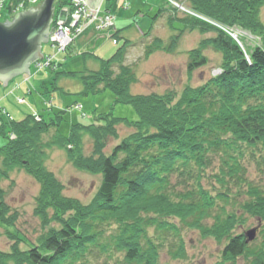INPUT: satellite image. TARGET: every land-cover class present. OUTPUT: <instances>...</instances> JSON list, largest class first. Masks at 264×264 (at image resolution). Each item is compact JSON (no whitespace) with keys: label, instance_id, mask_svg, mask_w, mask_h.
I'll return each mask as SVG.
<instances>
[{"label":"trees","instance_id":"obj_1","mask_svg":"<svg viewBox=\"0 0 264 264\" xmlns=\"http://www.w3.org/2000/svg\"><path fill=\"white\" fill-rule=\"evenodd\" d=\"M187 1L194 13L224 25L239 23L250 29L262 38V47L244 54L237 43L219 29L207 27L198 20L172 19L173 22L183 21L191 28L197 25L202 31L210 28L215 33L213 38L202 41L188 53L189 74L205 66L207 61L202 52L207 46H213L223 56L219 75L201 86H187L177 100L171 93H130L137 78L133 68L123 62L128 40L116 48L111 58L101 61L97 71L56 72L76 79L85 97L110 91L114 95V106H131L138 121L131 123L114 118L112 113L98 114L93 124L72 125L67 137L58 131L64 112L56 114L49 123H37L33 116L27 115L18 122L0 125L1 138L8 137L11 131L15 137L14 140L8 137L7 144L0 146V173L5 176L16 166L27 169L41 179L40 197L49 198V205L56 210L50 217L54 226L36 242L29 241L26 250L19 249L21 240L17 234L3 230L14 245L10 253L0 252V264H7L9 260L16 264H90L87 256H92L94 249L100 251L109 246L122 255L126 264H158L159 250L165 246L172 259H183L184 242L178 225L197 230L201 236L218 242L227 239L222 250L224 262L234 264L238 258H248L253 264H264V244L261 249L250 248L244 236L232 235L235 225L242 223V215L227 212L216 204V200L225 205L229 203L225 191L228 182L234 180L237 185L247 187L248 199L239 205L241 212L264 222V190L245 179L241 164L245 153L254 158L264 150V25L257 19L264 0ZM60 2L62 7L66 5L63 0ZM164 8L159 9L153 24ZM152 26L145 35L151 33ZM173 47L174 43L163 48L160 39H153L145 47V59L155 50L169 52ZM97 123L104 124L95 125ZM121 125L132 132L115 145L109 155L103 154L106 141L118 139L117 130ZM50 128L54 129V135L46 146L64 148L70 142L80 144L83 134L91 137L94 150L90 157H84L79 150L66 151L76 168L101 175V184L91 203L79 205L61 197L62 186L43 168L40 136ZM214 158L221 160L214 178L221 189H225L215 196L201 184ZM173 176L175 184L171 181ZM176 186L183 189L176 192ZM2 194L0 188V226L14 227V219L6 216L8 207L2 201ZM42 216L47 223V214ZM59 216L61 219L57 218ZM111 223L118 225V231L106 235ZM149 229L154 231V236L146 233ZM169 235L174 244H165Z\"/></svg>","mask_w":264,"mask_h":264},{"label":"rangeland","instance_id":"obj_2","mask_svg":"<svg viewBox=\"0 0 264 264\" xmlns=\"http://www.w3.org/2000/svg\"><path fill=\"white\" fill-rule=\"evenodd\" d=\"M43 1H3L0 4V21L6 15H10L11 10L18 13L37 7ZM112 1L63 0L66 3L64 7L61 6L59 0L55 1L52 23L48 30V40L41 46L42 59L30 65L29 75L14 78L10 83H7L6 87L0 86V101L4 99L0 104V109L4 108L8 112V114H0L1 124L18 122L27 115L33 116L37 123H41V121L49 123L56 114L64 112L58 131L62 136L67 137L72 125L93 124L94 117L98 114L112 113L114 118L126 119L131 123L138 121V116L131 106H114V95L110 91L85 97L81 95L82 85L76 79L66 74H55L56 72L97 71L101 66V61L111 58L116 48L124 40H128L124 50V65L132 67L137 78L130 88L131 94L163 95L171 93L174 100H177L187 86H201L210 78L219 75L223 56L213 46H207L202 52L207 61L205 66L195 69L191 74L187 72L188 53L198 48L202 41L213 38L215 33L210 28H205L202 31L197 25L191 28L184 25L183 21L173 22L174 18L188 19L189 22L198 20L207 27L221 30L237 43L244 54L262 47V38L250 29L241 27L239 23L231 26L224 25L216 19L194 13L187 0H159L161 3L158 6L164 8L167 5V8L163 9L164 12L156 19L155 24H153L154 17L159 9L155 11L150 9L146 1L129 0V4L123 2L117 5L120 1L116 0L118 7ZM11 5L13 9H11ZM77 8H85V11ZM111 8L113 20L109 17L107 21L105 15L111 13ZM257 19L264 25V5L260 6ZM151 26L153 27L151 33L145 35ZM232 32L236 34V37L231 35ZM157 38L162 41L163 48L174 43L173 49L169 52L155 50L145 59V47ZM58 41L62 42V50L59 51ZM82 43L85 45H81ZM83 47L85 49H82ZM57 63L60 66H57ZM114 70L117 72L116 68ZM55 77L57 79L54 81ZM54 87H58V89L53 90ZM47 91L50 92L49 96L46 95ZM117 131L118 139H108L102 149L103 154L109 155L112 148L132 132L131 129L122 125L118 127ZM53 135L54 129L50 128L47 133L40 136V149L44 151L43 168L62 186L61 197L71 200L74 204L87 205L91 203L96 198L101 184V175L76 168L69 161L66 152L68 149L74 152L79 150L84 157H90L94 150L91 137L83 134L80 144L70 142L64 148L55 145L46 146L45 144L52 139ZM8 137L12 140L15 139L12 131ZM8 137L6 136L4 139L0 137V146L4 147L7 144ZM241 164L245 169V179L264 190V150L261 153H256L254 158H251L249 153H245ZM220 167L221 160L214 158L211 161V166L206 169L201 178L203 188L213 196L218 191H225V189H221L220 184L214 178ZM26 170L16 166L5 176L0 173L2 201L8 207L6 216L15 221L14 227L0 226V252L2 253H10V247L14 245V242L8 239L3 230H7L12 235L17 234L21 240V242L18 241L19 249L26 250L30 246L29 241L36 242L41 234L49 230L50 226H54V220L52 221L50 217L51 213L56 210L49 205V198L42 199L40 197L41 179L34 177ZM175 179L173 176L171 180L174 184L176 183ZM226 180L228 181V179ZM182 189L181 186H176V192ZM246 189L244 184L237 185L234 180H230L228 189L225 191L229 197V203L225 205L222 201L216 200V204L218 207H224L227 212H236V215H242V223L235 225L233 236H243L245 232L257 227L255 239L246 244L250 248H260L264 244V222L258 221L257 217L249 216L239 209V205L248 199L245 194ZM43 214H47V220L49 219L47 223L41 219ZM57 218L61 219L60 216ZM117 226L115 223H111L106 228V235L108 232L118 231L119 227ZM178 226H180L181 240L184 242L185 258L172 259L167 246H165L159 250L158 264H216L220 262L231 264V262H224L222 257V250L227 239L218 242L214 238L201 236L197 230ZM153 232L149 229L146 233L152 236ZM173 241L174 239L169 235L165 244H174ZM87 259L90 264H126L122 255L115 252L112 246L100 251L94 249L93 255L90 254ZM7 264L16 263L9 260ZM234 264H253V261L248 258H238Z\"/></svg>","mask_w":264,"mask_h":264},{"label":"water","instance_id":"obj_3","mask_svg":"<svg viewBox=\"0 0 264 264\" xmlns=\"http://www.w3.org/2000/svg\"><path fill=\"white\" fill-rule=\"evenodd\" d=\"M44 0L40 9L35 7L16 14L11 21L0 22V83L6 87L14 78L29 75L32 63L42 59L41 46L48 40L52 23L53 4ZM257 227L245 232V242L255 239Z\"/></svg>","mask_w":264,"mask_h":264},{"label":"bare ground","instance_id":"obj_4","mask_svg":"<svg viewBox=\"0 0 264 264\" xmlns=\"http://www.w3.org/2000/svg\"><path fill=\"white\" fill-rule=\"evenodd\" d=\"M4 2H8L9 0H3ZM43 4V3H42ZM42 4H40V5H38L37 7H35V10H38V9H40L41 8V6H42ZM11 7V9H13V6L11 5L10 6ZM76 9V8H75ZM27 10H29V9H27ZM27 10H25V11H27ZM21 12H24V11H21ZM21 12H18V13H21ZM110 12L111 13H109V14H107V15H105V17L106 18H109V17H111L112 16V8H111V10H110ZM18 13H15V12H13L12 10L10 11V16H12V18L16 15V14H18ZM12 18L10 19L9 18V16H7V17H5L2 21H0V22H7V21H11L12 20ZM111 20H113V18L111 17ZM231 35H233L234 37H236V34L235 33H231ZM234 37H232V38H234ZM235 40H237V39H235ZM59 64L57 63V66H58ZM0 86L1 87H3V85L0 83ZM18 86V85H17ZM4 100V99H3ZM3 100H1L0 101V104L3 102ZM4 113H6V114H8V112L4 109V108H2V109H0V114H4ZM0 124H1V122H0Z\"/></svg>","mask_w":264,"mask_h":264},{"label":"crops","instance_id":"obj_5","mask_svg":"<svg viewBox=\"0 0 264 264\" xmlns=\"http://www.w3.org/2000/svg\"><path fill=\"white\" fill-rule=\"evenodd\" d=\"M117 1H120L117 5H119V4H122L123 2H125V3H127V4H129V0H117ZM139 1H146V4H148L147 6H149L150 7V9H152V10H156V9H160V7L158 6V4H160L161 2L159 1V0H139ZM135 2H137V1H135ZM112 3L113 4H115V6H117L116 5V0H113L112 1ZM145 4V5H146ZM112 7H113V5H112ZM118 7V6H117ZM139 11V10H138ZM153 11V12H154ZM139 13V12H138ZM116 20V19H115ZM116 22V21H115ZM116 24V23H115ZM80 39V38H79ZM87 39V38H86ZM81 45H85V43H82ZM82 49H85V47H83Z\"/></svg>","mask_w":264,"mask_h":264},{"label":"built area","instance_id":"obj_6","mask_svg":"<svg viewBox=\"0 0 264 264\" xmlns=\"http://www.w3.org/2000/svg\"><path fill=\"white\" fill-rule=\"evenodd\" d=\"M1 2H3V0H0V4H1ZM19 5H20V4H19ZM75 6H76V5H75ZM22 9H23V8H22ZM22 9H21V10H22ZM77 9H80V8H77ZM80 10H84V11H85V8H82V9H80ZM14 11H15V10H14ZM14 11H13V12H14ZM85 13H86V12H85ZM108 19H109V18H106L107 21H108ZM110 21H111V20H110ZM62 23H63V22H62ZM58 42H59V43H58V45H59V47H58V51H59V50H62V49H61V48H62V45H61L62 42H61V41H58ZM64 46H65V45H64ZM63 48H64V47H63ZM63 50H64V49H63Z\"/></svg>","mask_w":264,"mask_h":264}]
</instances>
